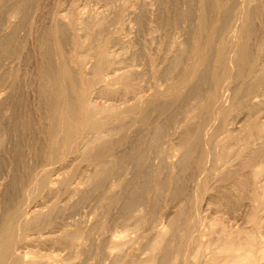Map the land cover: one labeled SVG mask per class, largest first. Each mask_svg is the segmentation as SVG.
Wrapping results in <instances>:
<instances>
[{"label": "rangeland", "instance_id": "rangeland-1", "mask_svg": "<svg viewBox=\"0 0 264 264\" xmlns=\"http://www.w3.org/2000/svg\"><path fill=\"white\" fill-rule=\"evenodd\" d=\"M17 2L0 0V39L9 38L0 69V264H264V0H19L20 13ZM108 51L117 74L133 76L105 87L89 73L93 55ZM49 80L83 93L69 114L73 135L52 127L68 112L43 100ZM188 88L200 99L183 97ZM170 99L172 111L163 107ZM87 103L109 110L85 117ZM108 120L116 125L92 141V124ZM124 194L142 202L125 208Z\"/></svg>", "mask_w": 264, "mask_h": 264}, {"label": "bare ground", "instance_id": "bare-ground-1", "mask_svg": "<svg viewBox=\"0 0 264 264\" xmlns=\"http://www.w3.org/2000/svg\"><path fill=\"white\" fill-rule=\"evenodd\" d=\"M22 1V0H21ZM248 1H250V0H248ZM27 2V1H26ZM31 3V2H30ZM3 4H5V3H3ZM3 4H2V6H3ZM12 4V3H11ZM24 5V4H23ZM23 5H22V3H20L19 2V0H18V2L17 3H14L11 7H15V12H17V11H19V13H20V11L22 10V7H23ZM216 6V5H215ZM8 7V6H7ZM8 8H10V7H8ZM248 9V8H247ZM4 12V11H3ZM91 12V11H90ZM199 12V11H198ZM202 12V11H201ZM200 12V13H201ZM248 12V11H247ZM99 13V12H98ZM6 14V13H5ZM4 14V15H5ZM15 14V13H14ZM13 13H12V15H14ZM91 14V13H90ZM24 15V14H23ZM200 15V14H199ZM204 15V14H203ZM212 15V14H211ZM202 16V15H201ZM11 17V16H10ZM28 17V16H27ZM95 17V16H94ZM93 17V18H94ZM246 17H248L247 15H246ZM1 18V17H0ZM23 18V17H22ZM25 18V17H24ZM115 19H117V18H115ZM224 19V18H223ZM52 20V19H51ZM93 20V19H92ZM202 20V18L199 20V21H201ZM205 20V19H204ZM25 21V20H24ZM191 21V20H190ZM240 21V20H239ZM248 21V20H247ZM252 21V20H251ZM213 22V21H212ZM223 22V21H222ZM225 22V21H224ZM19 23H21V22H19ZM18 23V24H19ZM200 23H202V22H200ZM239 23V22H238ZM22 24V23H21ZM27 24V23H26ZM62 24V23H61ZM205 24V22L203 21V25ZM223 24V23H222ZM202 25V24H201ZM202 25V26H203ZM225 25V24H224ZM18 26V25H17ZM92 26V25H91ZM202 26H200V27H202ZM61 27V26H60ZM59 27V25H58V27H56V30L58 29V33L57 34H61V31H62V28H60ZM26 28V27H25ZM48 28H50V27H48ZM13 29V28H12ZM12 29H11V32H12ZM10 31V30H9ZM18 31H19V29H18ZM86 31V30H85ZM188 31V30H187ZM234 31V30H233ZM255 31V30H254ZM235 32V31H234ZM42 33V32H41ZM10 34V33H9ZM12 34V33H11ZM10 34V35H11ZM43 34V33H42ZM63 34V33H62ZM41 35V34H40ZM245 35H246V38L247 39H249L250 38V36H251V33H250V29L247 27L246 28V31H245ZM17 36V35H16ZM39 36V35H38ZM43 35H41V37H42ZM63 36V35H62ZM41 37H40V39H39V41H41ZM44 37V36H43ZM43 37H42V41H43ZM58 37H59V35H58ZM57 37V38H58ZM38 38V37H37ZM45 39V38H44ZM68 39V38H67ZM9 40V38L8 37H4L3 36V38H1L0 39V69H1V63L3 62L2 61V59H4V52L6 53L7 51H6V49H7V41ZM252 40V39H251ZM54 41V40H53ZM84 41V40H83ZM22 42V41H21ZM18 43V42H17ZM19 46V45H18ZM42 46V45H41ZM180 48V47H179ZM178 48V49H179ZM18 49V48H17ZM47 49V48H46ZM264 49V48H263ZM182 50V49H181ZM45 51V55H46V57H47V59L48 58H50V56H51V54H52V52L50 51V50H44ZM179 51V50H178ZM183 51V50H182ZM62 52V51H61ZM8 53V52H7ZM16 53V52H15ZM110 53H112V52H110V51H108V52H100L99 54H97L98 56H96V57H94V55H93V58H96V60H95V62H93V64L91 65V67H90V73L89 74H91V77H93V76H96L97 77V80H98V82H100V83H104V86L105 87H109V86H111V85H113V84H115V82L116 81H118V80H125V79H129L130 78V76H133V73L129 70V71H127L128 72V75H126V74H121V75H119V74H117V71L119 70L117 67H116V65H117V63L115 62V60L112 58V56L110 55ZM234 53V52H233ZM43 54V55H44ZM223 53H221V55H222ZM12 55V54H11ZM237 55V54H236ZM238 56V55H237ZM10 57V56H9ZM92 57V56H91ZM204 57H205V54H204ZM236 57V56H235ZM234 57V58H235ZM239 57V56H238ZM237 58V57H236ZM206 59V58H205ZM49 60V59H48ZM80 60V62H79V65L82 67L83 65H84V63H86V60H85V58H83V59H79ZM206 60H208V59H206ZM5 62V61H4ZM236 63H235V65L237 64V63H240L241 62V60H237L236 59V61H235ZM11 63V62H10ZM233 63H234V61H233ZM205 64H207V63H205ZM203 65V64H202ZM53 66V65H52ZM68 66V65H67ZM238 66V65H237ZM239 66H240V64H239ZM66 65L64 66V71H63V73L65 72L66 73V76L68 75V71L66 70ZM69 67V66H68ZM8 68V67H7ZM50 69H51V67H49ZM206 67L204 66V70L202 71V72H200V79H203L204 77H205V75H206V72L208 73V71L205 69ZM49 69V70H50ZM46 70H47V68H46ZM231 70V69H230ZM45 73V72H44ZM47 73V72H46ZM62 73V74H63ZM65 73H64V75H65ZM209 74V73H208ZM63 75V76H64ZM137 75V74H136ZM5 77V76H4ZM50 77V76H49ZM65 79H66V77H64ZM69 78H70V75H69ZM199 78V77H198ZM68 79V78H67ZM66 79V80H67ZM205 79V78H204ZM203 79V80H204ZM3 80V79H2ZM1 80V78H0V81H2ZM96 80V81H97ZM106 80H110V82H106ZM69 81V80H68ZM67 81V82H68ZM73 81V80H72ZM66 82V83H67ZM16 83V82H15ZM71 83V85H72V87L73 88H77V83H75V81H73V82H70ZM49 84L52 86V88L53 89H51V88H48V86H49ZM255 85V84H254ZM50 86V87H51ZM69 83H68V88H69ZM103 86V87H104ZM71 87V86H70ZM216 88V87H215ZM51 89V90H50ZM69 90H70V88H69ZM216 90V89H215ZM218 91V90H217ZM232 91V90H231ZM240 91V90H239ZM214 92V91H213ZM212 92V93H213ZM15 93V92H14ZM39 93H41V95H42V97H43V100H47V101H45L46 103H48V104H50L51 106L49 107V105H47L49 108H53V110H55V111H57V108L59 107V106H65V109H66V111L68 112V114L63 118V117H61V119H60V117H57V119L59 120V123L56 121V124L54 123L53 124V129H54V126L55 125H59L58 127H61V129L65 132V134L66 135H73V131H72V129H73V126H72V122H71V111L74 109V107L75 106H77L79 103L80 104H83V103H85V98L83 97V93L81 92V93H77V94H75V95H71L70 93H69V91L65 88V89H63V88H60L57 84H56V81H54V80H49V81H44V82H42L41 83V85H40V91H39ZM74 93V92H73ZM221 93H222V91H221ZM235 93H237V92H234V90H233V94H232V96H230V98L233 100H235V98H237L236 96H235ZM181 94V93H180ZM214 94H215V96H214V98L217 96L216 94H217V92H214ZM214 94H212V95H214ZM242 94V95H241ZM241 97H240V99L241 98H243L245 95H244V93L243 92H241ZM10 95V94H9ZM238 95V94H237ZM1 96V95H0ZM176 96H177V94H176ZM176 96H175V98H176ZM182 96L183 97H187V98H194V99H200L199 98V96H200V94H199V90L198 89H195V88H188L187 90H186V93L185 94H182ZM219 96V95H218ZM243 96V97H242ZM8 97V96H7ZM41 97V96H40ZM174 97V96H173ZM222 97H223V95H222ZM5 98V97H4ZM45 98V99H44ZM181 98V97H180ZM212 98V97H211ZM3 99V98H2ZM11 99V98H10ZM210 99V98H209ZM224 99V97L223 98H221V100H223ZM4 100V99H3ZM43 100H41L42 101V104L44 103L43 102ZM89 100V99H88ZM171 100V101H170ZM169 100V102L168 103H165V102H163V103H165L164 105H163V107H170L171 106V104H174V100L173 99H170ZM178 100V99H177ZM177 100H176V102H177ZM191 100V99H190ZM208 100V99H207ZM218 100V99H217ZM221 100H220V102H221ZM6 101V100H5ZM192 101H195V100H192ZM209 101V100H208ZM212 101V100H211ZM215 101V100H214ZM0 102H3V101H0ZM175 102V103H176ZM185 102V101H184ZM207 102V101H206ZM222 102H224V101H222ZM46 103H44V104H46ZM140 103V102H139ZM151 101H150V103L148 102V105L150 104L151 105ZM181 103V102H180ZM197 103V102H196ZM215 103V102H214ZM4 104V103H3ZM155 104V103H154ZM158 104H162V103H158ZM157 104V105H158ZM183 104V103H182ZM181 104V105H182ZM206 104V103H205ZM204 104V105H205ZM220 103H219V101H218V105H219ZM149 105V106H150ZM156 105V104H155ZM155 105L153 106V105H151V106H153V107H155ZM175 105H179L178 103L177 104H175ZM18 106V105H17ZM177 106H176V108H177ZM183 106V105H182ZM181 106V107H182ZM215 106H216V104H215ZM162 107V106H161ZM17 108V107H16ZM116 108V107H115ZM136 107H135V105L134 106H131L130 108H128L129 110L131 109V111H132V109H135ZM158 108V107H157ZM160 108V107H159ZM166 108V109H167ZM214 108V107H213ZM213 108L211 107V109L213 110ZM46 109H47V107H46ZM161 109V108H160ZM162 109H165V108H162ZM172 109V106L168 109V110H171ZM179 109V108H178ZM181 109V108H180ZM48 110V109H47ZM50 110V109H49ZM52 110V111H53ZM107 110H109L108 108H105V107H102V108H99V107H95L93 104H90V103H87V105L86 106H84V107H82V113H83V115L85 116V117H89L90 115H92V114H94V113H97V114H101V113H103V112H105V111H107ZM211 110V111H212ZM219 110V109H218ZM40 111H41V109H40ZM160 111V110H159ZM166 111V110H165ZM172 111V110H171ZM175 111V110H174ZM204 111V110H203ZM208 111H210V110H208ZM207 111V112H208ZM133 112V111H132ZM162 112V111H161ZM177 112V111H176ZM180 112V111H179ZM216 112V111H215ZM21 113V112H20ZM50 113V112H49ZM52 113V112H51ZM204 113V112H203ZM210 113V112H209ZM70 114V115H69ZM54 115V114H53ZM63 115V114H62ZM202 115V114H201ZM59 116V115H58ZM186 116V115H185ZM194 116V115H193ZM198 116V115H197ZM200 116V115H199ZM198 116V117H199ZM211 116V115H210ZM5 117H7V116H5ZM52 118L54 117V116H51ZM51 117H49V118H51ZM193 118V117H192ZM197 118V117H196ZM205 118V117H204ZM209 118V117H208ZM211 118V117H210ZM198 119V118H197ZM203 119V118H202ZM206 119V118H205ZM21 120V119H20ZM54 120V119H53ZM53 120H52V122H53ZM56 120V119H55ZM210 120V119H209ZM112 122H113V120H111ZM198 121H199V119H198ZM208 121V120H207ZM51 122V123H52ZM112 122H109V120L108 121H102V122H95V123H93L92 124V126H91V129L95 132V136L91 139L92 141H96V140H99V138H101V135H102V133L104 132V135L106 134L105 132H107L108 131V129H106L108 126H109V124H112ZM203 122H204V120H203ZM114 123V122H113ZM18 124V123H17ZM170 124V123H169ZM177 124V123H176ZM197 124V123H196ZM201 124V123H200ZM4 125V124H3ZM113 125H116V122L113 124ZM35 126V125H34ZM58 127H57V129H58ZM115 128V127H114ZM200 129V128H199ZM18 130V129H17ZM55 130V129H54ZM58 131H60V130H58ZM62 131V132H63ZM92 131V132H93ZM152 131V130H151ZM18 132V131H17ZM56 132V131H55ZM63 132V133H64ZM162 131L160 130V129H158V130H156L153 134H152V136H151V143L153 144L152 146H155L154 148L156 149V147L158 148L159 147V144H160V142H161V139H162V133H161ZM198 133H200V132H198ZM164 134V133H163ZM253 134V133H252ZM125 135V134H124ZM174 135V134H173ZM201 135V134H200ZM199 135V136H200ZM141 136V135H140ZM254 136V135H253ZM145 137V136H144ZM197 137V136H196ZM197 138H199V137H197ZM196 138V139H197ZM101 142H103V141H101ZM111 142V141H110ZM123 142V141H122ZM133 142V141H132ZM136 142V141H135ZM109 143V142H108ZM140 143H142V141L140 142ZM139 143V144H140ZM99 144V143H98ZM127 144V143H126ZM136 144V143H135ZM138 144V143H137ZM132 145H134V144H131V146ZM141 145V144H140ZM5 146V145H4ZM107 146H109V144L107 145ZM118 146V145H117ZM130 146V147H131ZM139 145H137V146H134V147H138ZM38 147V146H37ZM139 147H141V146H139ZM193 147V146H192ZM5 148V147H4ZM102 148V146L100 147V149ZM129 148V147H128ZM127 148V149H128ZM132 148V147H131ZM189 149H190V147H188ZM193 148H195V147H193ZM192 148V149H193ZM12 149V148H11ZM97 149V148H96ZM106 149V148H105ZM130 149V148H129ZM134 149V148H133ZM154 149V150H155ZM108 150V149H107ZM135 150H136V148H135ZM142 151V150H141ZM140 151V152H141ZM188 151V150H187ZM193 150H191V152H192ZM102 152V151H101ZM125 152V151H124ZM139 152V151H138ZM138 152H137V155L134 157V158H132L134 161H135V163H137V162H139L140 161V159L143 157V155H142V157H141V153L140 154H138ZM197 152V151H196ZM122 153V152H121ZM121 153H120V155H121ZM125 153H128V151L127 152H125ZM129 153H130V151H129ZM135 154H136V152H134ZM134 153L132 152L131 154H133V156H134ZM182 153V152H181ZM187 153V152H186ZM186 153H183V155H181V159H179L180 161V163L179 164H181V162L183 163V165L182 166H184V165H187V164H185V162H183L184 160H185V154ZM190 153V152H189ZM199 153V152H198ZM12 154V153H11ZM130 154V155H131ZM165 154V153H164ZM193 154H194V151H193ZM192 154V155H193ZM114 155V154H113ZM118 155V154H117ZM209 155V154H208ZM122 156V155H121ZM158 156H160L161 157V153H159L158 154ZM200 156V155H199ZM126 157H128V155L126 156ZM132 157V156H131ZM188 157V156H187ZM191 157V156H190ZM256 157V155H255V153H253L252 155H249V158L245 161V163H247V164H249L250 163V161H252L253 159H256L255 158ZM68 158V157H67ZM113 158V157H112ZM120 158H122V157H119L118 158V164L120 163L119 162V160H121ZM124 158V157H123ZM194 158V157H193ZM4 159V158H3ZM131 159V158H130ZM129 159V160H130ZM187 159V158H186ZM122 160H124V159H122ZM126 160V159H125ZM143 160H145V159H143ZM194 160V159H193ZM66 161V160H65ZM113 161V160H112ZM116 161V160H115ZM126 161H128V160H126ZM106 162V161H105ZM110 162V161H109ZM125 162V161H124ZM130 161H128L127 163H129ZM144 162V161H143ZM142 162V163H143ZM188 162V161H187ZM126 162H125V164H127ZM131 163H133L132 162V160H131ZM134 163V164H135ZM142 163L141 164H138L137 165V168H139L140 167V165L142 166ZM165 163V162H164ZM253 163V162H252ZM105 164V163H104ZM113 164V165H112ZM114 164H116L115 162L114 163H112L111 162V164H109V165H112V167L113 166H115ZM118 164H116L117 166L116 167H118ZM122 164H124V163H122ZM122 164H120L119 165V167H122ZM124 164V165H125ZM130 164V163H129ZM133 164V167L136 165H134ZM166 164V163H165ZM168 164V163H167ZM178 164V165H179ZM108 165V164H107ZM98 166H99V164H98ZM106 165H104V167H105ZM139 166V167H138ZM181 166V167H182ZM195 166H196V164H195ZM124 167V166H123ZM145 167V166H144ZM49 168V167H48ZM100 168V167H99ZM108 168V167H107ZM135 168H136V166H135ZM105 170H106V168H104ZM110 169V168H109ZM119 169V168H118ZM140 169V168H139ZM182 169H184V168H182ZM99 170V169H98ZM101 171H102V168L100 169ZM101 171H98V172H101ZM120 171V170H119ZM131 172V171H130ZM100 174V173H99ZM102 174H103V172H102ZM104 174H106V173H104ZM108 174V173H107ZM148 174V173H147ZM34 177H35V175H33ZM41 175H39V177H40ZM87 176V175H86ZM101 177V176H100ZM102 178V177H101ZM104 178V177H103ZM134 178V177H133ZM35 179H36V177H35ZM4 181V180H3ZM38 181V180H37ZM36 183V182H35ZM47 183V181L45 182V186L47 185L48 186V184H46ZM50 183V182H49ZM42 184V183H41ZM129 185V184H128ZM35 186V189H37L36 188V184L35 185H33V187ZM43 187H44V184H43ZM32 189H34V188H32ZM34 189V190H35ZM41 189H42V186H41ZM41 191V190H40ZM39 191V192H40ZM30 192V191H29ZM32 192V191H31ZM125 192V191H124ZM148 192V191H147ZM28 193V192H27ZM119 193V192H118ZM179 193V192H178ZM117 194V193H116ZM114 194L113 196H111V200L113 199V198H115V197H118V196H120V194ZM126 195H127V193H125ZM124 194V195H125ZM123 195V194H122ZM125 195V200H124V204H123V207L125 206V208L126 207H129L130 205H132V204H134V203H140V202H142V196H140V195H135V194H130V195H128V196H126ZM80 197V196H79ZM6 199V198H5ZM117 199V198H116ZM115 200V199H114ZM121 200V199H120ZM24 201V200H23ZM122 204V203H121ZM21 206V205H20ZM19 206V207H20ZM26 206V205H25ZM122 207V206H121ZM18 210H21V207H20V209H18ZM22 211H24L25 212V209L24 210H22ZM29 211V210H28ZM23 212V213H24ZM18 213V212H17ZM26 213V212H25ZM29 214H30V212H28ZM19 214V213H18ZM26 215V214H25ZM28 215V214H27ZM16 217H19L20 215H18L17 216V214L15 215ZM29 217V216H28ZM23 218H25V217H23ZM32 218V217H31ZM36 218V217H35ZM21 220H22V218H21ZM24 220V219H23ZM31 220V219H30ZM179 220V219H178ZM177 221V220H176ZM176 223V222H175ZM174 223V224H175ZM178 223V222H177ZM18 224V223H17ZM171 225H172V223H171ZM171 225H168V227L170 226L171 227ZM176 225V224H175ZM50 226V225H49ZM177 226V225H176ZM175 226V227H176ZM52 227V226H51ZM174 227V226H173ZM174 227V230L176 229ZM158 228V227H157ZM169 229V228H168ZM172 229V228H171ZM173 229H172V231H174ZM17 232V231H16ZM195 232V231H194ZM1 233V232H0ZM18 233V232H17ZM197 233V232H196ZM19 234V233H18ZM17 234V235H18ZM19 236V235H18ZM119 237V236H118ZM14 238V237H13ZM22 240V239H21ZM189 241H190V236H189ZM16 242H18V237H17V239H12V240H10V242H9V244H8V246L10 247V248H12L13 246H15V244H16ZM187 246V245H186ZM14 250V249H13ZM14 251H16V250H14ZM186 251V250H185ZM200 251V250H199ZM263 251V250H262ZM215 252V251H214ZM14 253V255H15V252H13ZM12 254V253H11ZM167 255V254H166ZM13 256V255H12ZM165 256V255H164ZM163 257V256H162ZM166 258H168V256H165ZM8 258V257H7ZM10 259H11V256L9 257ZM15 258V257H14ZM14 258H12V260L14 259ZM164 258V257H163ZM9 260V259H8ZM11 260V261H12ZM163 260V259H162ZM164 260H165V258H164ZM166 261V260H165ZM3 262H6V260H4ZM10 262V261H9ZM160 262H163V261H160ZM10 263H12V262H10ZM163 263H166V262H163ZM211 263L213 264H217L218 263V259L216 260V259H212L211 260ZM7 264V263H6ZM161 264V263H160Z\"/></svg>", "mask_w": 264, "mask_h": 264}]
</instances>
